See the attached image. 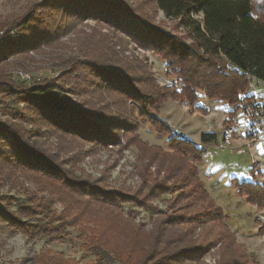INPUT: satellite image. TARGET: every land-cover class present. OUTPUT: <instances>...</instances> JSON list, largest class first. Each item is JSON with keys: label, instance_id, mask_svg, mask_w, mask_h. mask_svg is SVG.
I'll use <instances>...</instances> for the list:
<instances>
[{"label": "rangeland", "instance_id": "1", "mask_svg": "<svg viewBox=\"0 0 264 264\" xmlns=\"http://www.w3.org/2000/svg\"><path fill=\"white\" fill-rule=\"evenodd\" d=\"M41 1L0 0V23L9 26ZM113 1L177 43L189 45L184 30L174 20L164 17L155 0ZM260 3L264 4V0H253V10L264 16V6H259ZM61 14L57 11L56 22L50 26L59 24V32L65 24L72 27L33 54L15 55L6 61L11 79L22 84L12 74L17 67L40 72L43 80L55 83L72 103L118 114L114 93L90 91L82 84L76 87L73 75L64 74L71 61H86L85 46L89 55L92 51L94 55L105 54L108 64L126 70L137 80L151 77L171 97L154 111L127 105L126 113H131L136 128L123 136L119 144L99 146L65 136L66 147L61 156L66 163L71 162L69 169L120 194L123 201L108 203L93 196L66 192L63 200L56 199L52 204L54 214L66 220L58 235L46 232V235L27 237L0 222V264H142L148 256L147 264L162 252L173 256L177 248L189 244L195 245V253L192 261L184 264H264V206L250 202L248 194L238 190L242 181L264 184V148L260 144L255 147L263 163V171L256 172L247 153L237 154L213 144L205 151L197 147L201 133L214 132L218 141L228 119L243 123L237 101L247 85L241 88L244 79L261 92L264 81L242 76L227 60L215 63L219 73L211 79L210 87L216 91L208 95L205 89L197 88L193 100L187 103L180 93L181 77L195 72L196 66L204 69V60L184 57L177 63L175 55L172 63V55L169 54L170 58L165 50L144 48L122 29H113L92 17L77 19ZM4 29L7 30H0ZM39 41V37L23 34L20 39L8 41L6 51L22 42L31 46ZM138 112L153 117L161 130L144 121ZM169 138L184 150L171 151ZM44 147L57 150L53 138L46 139ZM198 152H201L200 160L194 157ZM196 184L206 192L205 201L202 196L198 199L194 195L192 186L196 188ZM26 186L33 189L30 183ZM0 195L22 198L20 192L7 188H0ZM114 211L126 218L117 217ZM94 236L99 237L107 252L96 241L91 243ZM98 251L100 256L96 254Z\"/></svg>", "mask_w": 264, "mask_h": 264}, {"label": "trees", "instance_id": "2", "mask_svg": "<svg viewBox=\"0 0 264 264\" xmlns=\"http://www.w3.org/2000/svg\"><path fill=\"white\" fill-rule=\"evenodd\" d=\"M155 2L165 18L174 20L184 30L190 40L188 46L177 43L163 31L149 26L124 5L113 0H42L19 19L12 20L9 26H6L8 23H0V29L7 28L4 30H15L17 33L14 37L0 35V188L20 192L22 195V198L0 195V222L9 229L27 237L46 235V232L58 235L66 220L62 215L54 214L52 204L56 199L63 200L66 192L93 196L99 200H108V203L123 201L120 194L81 178L69 169L71 162L66 163L61 156L62 149L66 147L63 139L65 136H73L99 146L119 144L123 136L136 128L131 113H126L127 105L135 104L140 109L144 106L154 111L171 97L158 88L151 77L137 80L126 70L108 64L105 54L94 55L92 51V55H89L88 47L85 46L84 54L88 55L86 61H71L64 74L73 75L76 87L82 84L84 89L90 91L114 93L118 114H106L85 108L80 103H72L59 92V87L52 81L25 83L17 79L21 84L11 79L5 64L7 57L28 55L29 51L50 44L62 31L66 32L72 27L71 24H65L59 32V24L50 26L56 22L57 11L62 12L61 17H92L113 29H122L144 48L165 50L170 58L172 55V63H175V58L178 63L184 57L204 60V69L196 66L195 72H188L187 76L181 77L183 84L180 93L187 103L193 100L197 88L205 89L208 95H212L210 91H216L210 87L213 82L211 79L219 73L215 63L221 64L227 60L242 76L248 75L264 81V16L254 13L253 0ZM259 6L264 4L260 3ZM23 34L27 37H39L40 41L31 46L22 42L7 52V42L20 39ZM246 82L248 83V79H244L241 88H244ZM138 114L144 121L159 128L153 117H144L140 112ZM48 138L55 140L56 151L44 147ZM216 140L214 132H203L200 135V143L214 144ZM168 143L171 151L184 150L173 138H169ZM194 150L196 152L197 148ZM194 157L200 160L201 152ZM27 183L32 184L33 189L26 186ZM195 187L192 186L194 195L198 199L202 196L205 201L206 192L199 184ZM238 190L246 192L250 202L264 206V184L242 181L238 184ZM137 203L140 205L141 202ZM12 206L15 209L12 210ZM118 213L114 211L117 217L126 218ZM98 238L94 236L91 243L96 241L107 252ZM194 253L195 245L189 244L181 249L177 248L173 256L162 252L148 263L184 264L192 261ZM96 254L100 256L99 251ZM112 256L115 258L116 255ZM145 258L142 264H145Z\"/></svg>", "mask_w": 264, "mask_h": 264}, {"label": "built area", "instance_id": "3", "mask_svg": "<svg viewBox=\"0 0 264 264\" xmlns=\"http://www.w3.org/2000/svg\"><path fill=\"white\" fill-rule=\"evenodd\" d=\"M1 34H8L10 37L17 35L15 30L9 32L3 30ZM33 54V51H29ZM9 56L5 61H11ZM13 76L25 83H38L43 80L40 72L32 73L23 67H17L12 70ZM256 87L248 81L244 93L237 101L243 123L232 122L228 119V123L222 131L219 140L213 144L221 149L230 148L237 154H248L250 164L256 172L263 171V163L258 155L255 147L260 144L264 148V92L255 90ZM212 144L199 143L197 147L200 151H205Z\"/></svg>", "mask_w": 264, "mask_h": 264}]
</instances>
